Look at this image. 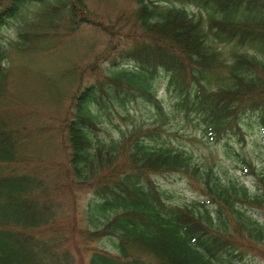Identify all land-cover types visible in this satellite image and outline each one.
<instances>
[{
	"label": "trees",
	"instance_id": "obj_1",
	"mask_svg": "<svg viewBox=\"0 0 264 264\" xmlns=\"http://www.w3.org/2000/svg\"><path fill=\"white\" fill-rule=\"evenodd\" d=\"M85 1L0 0V26L35 6L36 24L43 25L35 31L45 38L60 22L69 33L90 24L107 35L103 59H110L109 75L74 94L52 125L63 157L47 162L60 176L48 189L90 193V226L73 233L86 246L116 239L114 251L88 248L87 264H264V225L248 211H264V171L242 155L241 169L253 176V186L224 180L172 146L164 126L176 111L227 145L232 138L244 143L245 128L256 125L264 146V0H134L112 22L90 18ZM29 32L28 25L19 29L11 45L24 50ZM7 57L0 43V79L9 69ZM158 70L169 75V109L152 83ZM136 98L155 110L153 125L100 139V109ZM8 124L0 120V164L8 168L0 169V264L67 263L68 251L61 261L49 260L47 241L64 237L58 240L54 206L40 178L43 162L17 156L28 135L12 134ZM171 172L199 183L204 198L170 202L154 175ZM252 250L262 253L261 260L248 263Z\"/></svg>",
	"mask_w": 264,
	"mask_h": 264
},
{
	"label": "rangeland",
	"instance_id": "obj_2",
	"mask_svg": "<svg viewBox=\"0 0 264 264\" xmlns=\"http://www.w3.org/2000/svg\"><path fill=\"white\" fill-rule=\"evenodd\" d=\"M85 2L89 17L104 22L114 21L122 14L121 11L135 6L134 0ZM191 9L196 11L195 8ZM37 12L35 6L24 8L17 17L8 19L0 26V43L8 49L6 66L9 67L8 72L0 79V120L10 123L7 127H13L12 134L28 135L22 141V147L16 148L17 156L31 158L34 163L43 162L40 178L46 181L42 183L44 187L47 186V197L54 206L52 219L54 218V225L59 226L61 232L58 240L64 237L60 241H47L48 245L52 243L49 260L53 262L56 258L61 261L68 251L67 263L63 259L62 264H87L90 255L88 248L114 251L116 239L102 238L86 246L77 237V233H73L76 227L90 226L85 215L90 193L85 190L74 193L66 189H48L60 176L54 175L55 169H50L47 162L63 157L62 148L57 144L59 132L52 125H56L58 119L65 115L74 94L88 83L104 80L105 74L109 75L106 66L110 59H103L108 38L102 30L90 24L81 25L75 32L69 33V28L60 24L61 22L52 26L58 29L57 32L50 33L45 38L40 31H35V28L43 27L40 23L36 24ZM27 25L30 32L25 48L18 51L11 44L17 39L18 30ZM168 79V73L158 70L152 80L166 109L173 103L167 90ZM100 113L102 116L97 136L102 140L117 138L134 126H152L156 118L151 105L137 98L126 101L123 107L107 103L106 108L100 109ZM164 126L170 132L165 138L172 146L188 151L196 163L212 166L224 180L253 186V176L245 174L241 169L239 157L242 155L248 157L258 171H264V146L256 125L245 128L244 143L232 138L227 145L225 142L209 139L202 132L199 122L186 119L176 111L168 114ZM2 165L0 164V169L4 170L5 164ZM4 171H8V168ZM154 179L174 204L183 205L204 198L199 191V183L184 173L157 174ZM39 195L42 196L43 193L41 195L39 192ZM248 211L264 225V211L255 207L248 208ZM39 237L43 241L49 238L47 235ZM249 253L246 259L248 263L261 260V252L252 250Z\"/></svg>",
	"mask_w": 264,
	"mask_h": 264
}]
</instances>
